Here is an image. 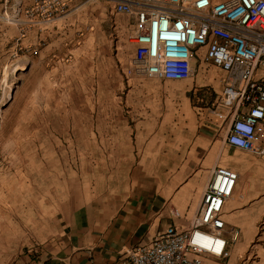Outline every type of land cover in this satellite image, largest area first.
Wrapping results in <instances>:
<instances>
[{
  "label": "rangeland",
  "instance_id": "374dc122",
  "mask_svg": "<svg viewBox=\"0 0 264 264\" xmlns=\"http://www.w3.org/2000/svg\"><path fill=\"white\" fill-rule=\"evenodd\" d=\"M66 3L52 23L36 29V44L33 29L23 38L30 45L15 46L10 57H0V237L8 244L18 223L27 231V212L22 210H27L33 194L38 204L49 191L56 197L65 179H123L129 156L139 159L140 147L177 128L174 124L163 132V127L136 125L152 107L139 113L125 102L124 69L134 46L129 40L131 25L124 14L114 13L113 1ZM23 5H30V0H23ZM43 28L51 29V36L42 37ZM48 45L49 56L40 57ZM75 46L81 49L77 57L72 54ZM196 66L198 73L190 81L168 84L187 94L188 116H194L200 132L211 118L215 121L210 110L220 93L216 81L223 76L215 66ZM191 125L187 119L182 128ZM217 125L224 140L225 131ZM255 168L264 171L262 163ZM246 178V173L240 174L249 187L251 178ZM237 264H255V240Z\"/></svg>",
  "mask_w": 264,
  "mask_h": 264
},
{
  "label": "crops",
  "instance_id": "0c3cea01",
  "mask_svg": "<svg viewBox=\"0 0 264 264\" xmlns=\"http://www.w3.org/2000/svg\"><path fill=\"white\" fill-rule=\"evenodd\" d=\"M126 18L131 25L132 19ZM37 28L42 26L33 28L34 37ZM44 30L42 37L51 36V29ZM20 38L17 27L0 21V57H10L15 46L30 45L28 39L19 43ZM49 50L50 45L40 57L49 56ZM80 50L72 48L73 57ZM169 81L190 79H131L124 98L139 113L145 106L152 107L136 125L163 127L160 131L164 132L175 124L174 133L149 140L140 147L139 159L129 156L123 179L107 175L95 181L65 179L56 197L49 191L38 204L35 194L29 197L27 210H22L27 212V231L17 222L9 244L0 237V264H127L130 250L149 245L170 225L190 226L217 167H229L251 178L249 187L239 181L237 198L225 205V236L230 237L233 229L240 236L230 244V258L218 264H237L253 240L255 264L264 262V171L255 168L259 163L264 166V158L228 146L212 118L197 132L194 116H188L187 94L173 91ZM187 119L191 128L183 129Z\"/></svg>",
  "mask_w": 264,
  "mask_h": 264
},
{
  "label": "built area",
  "instance_id": "2783aa9c",
  "mask_svg": "<svg viewBox=\"0 0 264 264\" xmlns=\"http://www.w3.org/2000/svg\"><path fill=\"white\" fill-rule=\"evenodd\" d=\"M113 11L132 19L133 55L127 81L192 79L201 65L225 73L210 114L225 131V143L264 158V0H111ZM66 0H5L0 20L21 38L52 23ZM240 174L217 167L198 213L187 229L170 225L152 243L130 250L127 264H218L230 258L240 231L225 236V205L237 198ZM175 217H180L177 211Z\"/></svg>",
  "mask_w": 264,
  "mask_h": 264
}]
</instances>
